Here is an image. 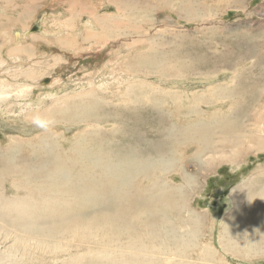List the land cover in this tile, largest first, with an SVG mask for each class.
Returning a JSON list of instances; mask_svg holds the SVG:
<instances>
[{"label": "rangeland", "instance_id": "obj_1", "mask_svg": "<svg viewBox=\"0 0 264 264\" xmlns=\"http://www.w3.org/2000/svg\"><path fill=\"white\" fill-rule=\"evenodd\" d=\"M102 1L106 2L103 7L96 8L97 4ZM54 2L55 0L53 2L49 0H15L11 5H8L6 0L0 2V11L4 12L0 14V17H2L0 18V61L29 63L30 65L25 66V70L28 73H30L29 71L34 70L37 72L38 70V76L42 71H46L45 76L40 81V85H42L43 81L47 79L44 82L46 85L35 88L30 93L32 98L34 97V101L46 96L44 106L49 108L48 115H50V120L53 122V130L51 131H48L49 128L46 130L38 128L32 130L30 132L32 134L23 135L22 139L25 140L16 139L17 137L21 138V123L23 120L27 122L25 118L31 111V107L26 103L27 99L20 101L21 103L16 102V90L14 89L16 87L2 90V93L9 94V98L5 103H1L2 100H0V192L4 193V197L0 200V218L2 219H12L7 206L10 198L15 194L13 180L20 178L21 175L12 174L11 170L6 168V164L20 161L18 155L27 160L36 159L37 156L60 160L62 157L76 156L87 152V150L90 152L98 147L96 141L89 140L90 137L95 136L94 132L97 130H101L103 133L99 136V139L107 143L113 142L115 144L113 146L114 151L122 150V145H116L117 142L110 136L115 132L118 138H123L122 135L124 136V134L121 132L120 122L115 120L106 121L101 127H97L84 124L79 118L74 120L73 116L93 114L95 111L99 113V117H104L116 110H120L125 115L130 112L129 116L135 113L143 117L140 130L144 133L147 132L148 140H152L155 138L152 133L155 121L153 112L157 111L164 115L165 121L170 119L173 125L180 130L186 129L188 126H194L198 130L199 137L202 134L206 138L214 129H221V126L215 123V119L223 116L230 118V104L235 106L238 102L232 103L231 100H225L220 105L217 103L214 107L224 106L223 112L212 107L211 104L215 103L217 98L210 97L211 100L207 101L213 103H204L205 106L203 105L195 111L193 107L191 108L190 103L193 97H189L188 92L185 93V88L190 91L199 89L194 94L197 96L206 92L209 94L210 86L215 89L231 87L239 90L241 84L246 85L248 81L259 79V72L252 68V61L257 62V57L252 56L243 61L241 59L254 47H258L260 52L264 54V0H150L146 4L135 7L127 0H73L72 2L70 0H60L59 5ZM15 4L18 7L14 8ZM118 6H120V9ZM6 9L8 10L6 11ZM70 12L76 13L73 22L75 27L78 23L83 26L91 14L102 18L101 21L106 22L108 27V29L104 28L106 29L105 35L108 38L100 37L102 38L100 43H102L101 46H106L102 49L84 51L94 45V42L90 39L86 43L82 41L77 43V41L74 44L67 40L66 45L59 46V43H57L58 36L56 38L54 36V31L58 27L51 20L54 16L59 20H65ZM61 13L63 14L60 19L57 15ZM120 14L127 18H121ZM32 24H43L45 25L44 28L49 25L51 35L46 33L48 28L39 33L30 32ZM128 25L133 28H127ZM28 28H30L29 31H26ZM96 29L93 30L103 36V31L99 28ZM16 30L21 31V33L26 31L24 34H28L26 37L24 36L26 47L21 48L19 52L14 51L17 54L9 52L6 48ZM3 31L6 34L1 35ZM67 36L73 38L70 35ZM85 37L88 36L85 35ZM108 39L109 43L107 42ZM34 41H36L35 44H33ZM71 44L75 46L73 49L82 50L81 54L83 56H73L72 51H67L66 49L69 47L72 48ZM121 47L123 50L120 54L112 52L118 51ZM37 58H39L42 69L39 67L33 68L37 63ZM47 58L51 60L62 59V61L59 62L57 67L52 68L46 62ZM22 80L23 78L17 75H8L4 81L18 85L24 84ZM105 80H107L108 87L102 89L101 86H97L96 92L86 94L94 81L95 85H100L101 82H106ZM58 87L62 89H58ZM263 90L264 86L260 84L257 91L261 92ZM56 91H58L59 96L48 97ZM174 92L181 95L180 99L185 98L184 100L187 101L185 105H181L180 100L176 103V99H173L174 96L172 95ZM177 104L180 105L181 110H179ZM177 110L182 113L180 119L173 118ZM201 110L206 112L203 111V114ZM207 112L208 114H205ZM209 114L212 115L209 116ZM193 116L194 118H191ZM18 117L22 118V121ZM120 120L122 121V119ZM121 123L124 124L123 121ZM126 123L132 125L133 122L129 119ZM42 124L46 125L45 123ZM180 149L187 172L198 174L199 178L200 187L197 190H192L189 206L198 215H203L206 220V226H201L203 228L199 234L200 246L182 247L183 253L192 259V264H264L263 252L247 256L241 254L243 252L240 255H237L236 252L226 254L223 252V248L220 247L224 225L228 227L233 235L262 226L264 204L259 205L258 203L256 206L255 203L242 204L240 200L239 202L233 200L234 197L231 195L244 186L250 188L247 191L245 190L248 194L259 192L258 189L264 188V149H253L246 152L247 149L244 148L241 155L239 153L237 155L236 151H232V154L234 153L236 156L231 162H217L212 168L204 167V172L200 168L202 166L200 160L193 157L198 145L192 143ZM45 150L48 154H45ZM224 155L226 156L223 153L217 158ZM84 163L80 164L74 159L69 165L61 164V170L64 171L68 167L72 171L71 173L76 176L83 173L84 168H89L86 170L87 173L90 172V168L99 172L102 170L100 169L101 166H104L101 163L97 165ZM87 173H83L78 180V183L82 185V190L74 196H68L73 198V204L67 203L66 205L63 203L62 196L56 197L57 199L54 198L50 201L53 206L50 207L52 209H48L49 216H46L47 214L42 212L43 210H36L35 212H38L37 219L45 216L47 221L52 220L54 224L65 226L68 223H78L81 218L87 217L85 215H88V217L96 215L102 208H106L105 212L107 213H115L116 211H111L108 206L100 207L97 197L93 198L94 194L87 196L83 192L93 191L95 180L103 181V183L113 181L117 178L116 174L105 173L102 178H94L86 175ZM173 175L175 178L177 177L175 182L182 185L181 174L174 172ZM70 177V179L73 178ZM149 183L150 181L144 182L145 185H149ZM229 184H233V192L231 191L228 196L221 200L227 206L220 218L218 209L209 207V204L213 202L215 190L217 188L222 189L223 186ZM19 188L22 195L31 196L22 200L23 202L20 203L22 208L25 207V204L28 207L30 202L34 200H36V203L41 200L48 201L49 196L43 192L46 198L40 196L41 191L36 190L35 183H31L30 180L21 182ZM106 188L100 187L104 190ZM98 194L103 195V192H98ZM238 194H240L241 200H245L248 196L246 193L238 192ZM76 201L81 203L77 204ZM140 202L142 203V201ZM138 208H140V205ZM135 210L130 209L127 212L132 213ZM174 214L180 222L189 220L187 212H175ZM78 228L79 226H75V224L70 226L67 235L72 236L74 230ZM1 229L0 252H6L7 264H73L72 259L74 261L80 260L81 255L84 256V262L86 260L90 262L94 258V254L78 250L77 247L68 248V253L59 251L50 254L46 252L47 250L38 249L36 252L33 251L34 254L31 252L21 256L19 253L12 252L10 249L13 245L12 240L4 239V233L8 229L12 232L23 230L29 234L30 231L20 224L16 225L14 229L8 226ZM52 233L56 235L57 232L54 230ZM262 234L264 240V231ZM66 242L71 245L80 243L79 240L76 241L73 238L67 239ZM249 245L252 246V243ZM149 246H153V243H150ZM247 248L249 247L247 246ZM160 249L165 251V247H160ZM181 249L178 246V251ZM176 251L170 252L174 255ZM156 260L160 262L164 260V262H161L163 264H177L176 259L170 260V257L167 256L164 259Z\"/></svg>", "mask_w": 264, "mask_h": 264}, {"label": "bare ground", "instance_id": "obj_2", "mask_svg": "<svg viewBox=\"0 0 264 264\" xmlns=\"http://www.w3.org/2000/svg\"><path fill=\"white\" fill-rule=\"evenodd\" d=\"M1 1L5 0H0V2ZM6 1L8 5H11L13 1L15 2V0ZM49 1L53 2L54 0ZM70 1L72 2L73 0ZM127 1L129 3L131 2V4H133V6L135 7L139 6L140 4H146L150 0H141L142 3L139 2V0ZM55 2L58 4V2L60 3V0H55ZM105 3V1H102L100 4H97L96 8L99 9L103 7V4ZM16 6L17 5L15 4L14 8H16ZM118 8L120 9V6H118ZM7 10L8 9H6V11ZM2 13L4 12L0 11V14ZM62 14L63 13L57 15V17L61 19ZM69 14L70 15L67 16L68 18L65 20H59L55 16V18L53 17V20H51L55 22L56 26L58 27V29L54 31V36L55 38L56 36H58L57 43H59V46L66 45L67 40L74 44L77 41V43H79V41L86 43L89 42V39L90 41L94 42V45L90 46V49L86 48L84 51L95 50L99 48L102 49L106 46H101L102 43H100L103 37L106 39L108 38V36L105 35L106 29H104H108V27L106 22L101 21L103 20L102 18L97 17L95 14H91L90 17H88V20L83 24V26L82 24L78 23L75 27L73 22L76 13L70 12ZM121 16V18H127L124 15ZM107 22L110 23L109 21ZM42 26L43 30L49 27L48 25L44 28L45 25L43 24ZM96 28H99L103 31V36L93 30H97ZM127 28L133 27L128 25ZM29 29L30 28L26 29V31H29ZM24 33H21V31L18 32L17 30L13 33V35L11 36V42L6 46L9 52L17 54L14 51L19 52L21 48L24 49V46L26 44L24 39L28 35ZM46 33H49L48 35H51V33L49 32V28L48 32ZM4 34L6 33L3 31L1 35ZM66 34L72 36L73 38H70ZM85 35H87L88 37L86 38ZM35 42L36 41H34L33 44H35ZM107 42L109 43V39L107 40ZM73 44H71L72 48L69 47L66 50L70 52L72 51L71 54L73 56H83L81 54L82 50L78 48L73 49L75 48ZM128 49L130 48L128 47ZM122 50L123 48L121 47L118 51L112 52L120 54ZM252 56L257 57V62L252 61V68L253 70L259 72V79H257L256 81H248L246 85L241 84L239 86V90L233 89L231 87L215 89L214 87L212 88L210 86V89L208 90V92H210L209 94L207 92L200 95L197 93L199 96H196L194 94L199 89L190 91L185 88V93L188 92V94L190 95L189 97H193L190 103L191 108L193 107V110L195 111H197L198 108H201L203 105L205 106L204 103H213L207 101L211 100V98H217V101L211 104L212 107L216 106L217 103L219 105L221 103H224L225 100H231L232 103L238 102V104L236 103L235 106L229 103L231 105L229 113L230 118L223 116L215 119V123L219 124V126H221V129H214L212 133H210V135L206 138H204L202 134L199 137V134L197 133L198 130L195 129L194 126H188L186 127V129L180 130L178 127H175L173 125L170 119L168 121H165L164 115H162L161 112L156 111L155 113L153 112L155 121L154 128L152 127V133L155 135V138L152 140H148L147 132L144 133L140 130L143 122V117L141 115H136L134 113L133 115L129 116L130 112L125 115L120 110H116L111 112V114L105 115L104 117H99V113L95 111L93 112V114H87L84 116L75 115L72 118L74 120L79 118L84 124L97 127H101L103 124H105L106 121L115 120L116 122H120L121 132L125 137L122 135V139L118 138L115 132L110 136L115 139V141L117 142H115L116 145H122V150L114 151L113 146L115 144H113V142L107 143L106 141L99 139V136L103 135V133L101 132V130H97L96 132H94L95 136L90 137L89 140L96 141L98 147L96 146L97 148L92 149L90 152L87 150V152L80 153L76 156L62 157L60 160L49 157L42 158L40 156H37L36 159L32 158L30 160H27L18 155L17 157L20 159V161L6 164V168L10 169L12 174H20L21 177L13 180L15 194L10 198V201L8 202L9 205L7 206V208L10 210L12 219L7 220L0 218V234L2 232V227L7 228L8 226L14 229V227L18 224L25 226L30 231V234L23 230L21 232H12L9 229L5 231L4 239L12 240L13 245L10 248L12 252L19 253L21 256H25L26 254H30L31 252L33 253V251L36 252L38 249H42L44 251L47 250L46 252H49L50 254L57 253L59 251H61V253H68V248L77 247L76 249L78 250L87 251L88 254H94V258L91 259L90 262L87 260L84 262V256L81 255L80 260L74 261V259H72L74 261H72L73 264H81L82 262L84 264H151L152 262V264H163L161 262H164V260L160 262L156 259H164V257L166 256L170 257V260L173 258L176 259L177 264H192V259H190L188 255L184 254V250L181 248H191L198 245L200 246L199 234L200 230H202L203 228L201 226H206V220L204 219L203 215H198V213L194 212L189 206L192 197V190H197V188L200 187L198 182L199 178L198 174H191L187 172L188 170L182 160V151L180 148H183V146L190 145L192 143L198 145V149L193 154V157L200 160L199 162L202 165L200 167L201 170L205 169L204 167L212 168L217 162H231V160L236 156V154H232V151H236L237 155L238 153L241 155L244 151V148L247 149L246 152L253 149H264V90L261 92L257 91V87L260 84L264 86V63H261L264 62V54L260 52L258 47H254L250 51H248V54L241 60H246V58ZM36 61L37 66L34 65L33 68L35 69L36 67H39L40 69H42L39 58H37ZM60 61H62V59H46V62L50 64L52 68L57 67ZM22 62L17 61L9 63L7 61H0L1 103H5L9 98V94L2 93V90L9 87H16L14 88L16 90V102L27 99L26 103H28L31 107V111L26 115L25 118L27 122L23 120V122L21 123V138L17 136V138L12 137L19 140H25L22 139L23 135L32 134L30 132L38 128H41L43 130L49 128L48 131L53 130V122L50 120V115H48L49 108L44 106V99H46V96H42L41 98H38V100L34 101V97L32 98L30 93L33 89H37L46 85L44 82L47 81V79H45L43 81V84L40 85V81L42 77L45 76L46 71H42V75L40 74V76H38V70L37 72H35L32 69L33 71H29L31 73L30 74L25 70V66H28L30 64H24ZM8 75H17L20 78H23L22 81L24 82V84L13 85L11 82L4 81L6 76ZM105 81L106 82H101L100 85H95L94 81V84L89 87L86 94H93L94 92H96L97 86H101L102 89L108 87L107 80ZM50 87L54 88L56 86ZM58 89L62 88L58 87ZM172 95L174 96L173 99H176V103L178 100H180L181 105H185V103L187 102L186 100H184L185 98L180 99L181 95L177 94V92L172 93ZM57 96H59L58 91L51 93L48 97ZM173 102H175V100H173ZM207 105L206 107H208ZM177 106L179 110H181L180 105L177 104ZM215 108H217L218 111L224 110V106L214 107V109ZM214 109L212 110V112L214 111ZM203 111L206 112L205 110ZM205 114H208V112ZM181 115L182 113L177 110L173 118L180 119L179 117ZM210 115L212 114H209V116ZM117 117L118 119H116ZM191 118H194V116ZM18 119L22 121V118L18 117ZM120 119H122L124 124L121 123L122 121ZM129 119H131V122H133L132 125L126 123ZM157 120L158 122L156 123ZM42 123H45L46 125ZM223 153L226 154V156L224 155L217 158ZM45 154H48L46 150ZM74 159L77 160L80 164L84 162V164L89 165H97L100 163L104 164V166H101V168L99 167L100 169H102L99 172L90 168V172L87 173L86 170L89 168L83 169V173H87L86 175L93 176L94 178H102L103 174L105 173H110L112 175L116 174L117 178L115 180L107 181L104 183L103 181L101 182L95 180L96 183L95 187L92 188L93 191L87 190L83 192V194L87 196L94 194L93 198L97 197L100 207L108 206L111 211L115 210L116 212L107 213L105 212L106 208H102V210H100L96 215H92L90 217H88V215H85L87 217L81 218V221L79 220L78 223H68L65 226L61 224H54L52 223V220L47 221L45 216L41 219H37L36 215L38 214V212H35L36 210H43L42 212H46V216H49L48 209H52L50 207L53 206L50 204V201L54 198L57 199L56 197L62 196L63 203H65L66 205L67 203H74L73 198L68 196H74L78 191L82 190V185L78 183V180L81 178L83 173H79L75 176L71 173L72 171L68 167H66L64 171L61 170V164L69 165L74 161ZM211 168L209 169L211 170ZM174 172L181 174L183 180L182 185L175 182V179L177 177L175 178V176L173 175ZM70 176H72L73 178L70 179ZM29 180L31 181V183H35L36 190L41 191L40 196L46 198L43 195L44 193L49 196V198L48 201L41 200L38 203H36V200H34L30 202L28 207L25 204V207L22 208V206L20 205V203L23 202L22 200L31 196L22 195L19 186L21 182ZM145 181H150L151 184L149 183V185H145ZM88 186L89 184L87 185V187ZM100 187L107 188L106 190H104L100 189ZM249 189L247 188V186H244L243 188L241 187L239 191H235L234 193H232L231 196L234 197L233 200L238 202L240 200L242 204L246 205H250V203H255V206L258 203L259 205L264 204V188L258 189L259 192L251 194L245 192V190L247 191ZM59 191L60 193H58ZM98 192H103V195L98 194ZM238 192L242 194L246 193L248 194V196L245 200H241L240 194H238ZM3 197L4 193L0 192V200ZM140 201H142V203ZM76 203L80 204L81 202L76 201ZM139 205L140 208H138ZM141 205H143V207H141ZM130 209L136 210L132 213H128L127 211ZM175 212H187L189 220L180 222L176 214H174ZM262 222V226L260 225L261 227H257L253 230H246L245 232H240L236 235H233L228 227L224 225L222 237L220 240V247L223 248V252H225L226 254L236 252L237 255H240V253L243 252L241 254H246V256L259 254L262 252L264 254V240L262 238V232L264 231V220H262ZM74 224L75 226H79V228L74 230L72 236H68L67 232L70 231L68 228L70 226H73ZM54 230H56L57 232L55 233L56 235H53L52 233ZM70 238H73L76 241L79 240L80 243L78 245H71L69 242H66V240ZM150 243H153V246H149ZM250 243H252V246L249 245ZM178 246L181 249L180 251H178ZM247 246L249 248H247ZM160 247H165V251L161 250ZM174 250L177 251L176 253H174V255H172L171 252H173ZM158 253H160L161 255H159ZM6 259V252L1 251L0 264H5Z\"/></svg>", "mask_w": 264, "mask_h": 264}, {"label": "flooded vegetation", "instance_id": "obj_3", "mask_svg": "<svg viewBox=\"0 0 264 264\" xmlns=\"http://www.w3.org/2000/svg\"><path fill=\"white\" fill-rule=\"evenodd\" d=\"M229 188H230V190L228 192H226V190L229 189ZM232 189H233V184L225 185V186L222 187V189L217 188L215 190V192L213 193V202L211 204H209V207L217 208L218 209V212L221 211L222 214H223L224 209L227 206V204L226 203H222L221 200L224 197L228 196V194L232 191ZM219 191H222V193H224V195L223 196H220V197H218V199H216L215 198V194L217 192H219ZM221 197H223V198H221Z\"/></svg>", "mask_w": 264, "mask_h": 264}, {"label": "water", "instance_id": "obj_4", "mask_svg": "<svg viewBox=\"0 0 264 264\" xmlns=\"http://www.w3.org/2000/svg\"><path fill=\"white\" fill-rule=\"evenodd\" d=\"M42 30H43L42 24H35V25L32 26L30 32H40ZM229 190H230V188L227 189L226 192H228ZM223 195H224V193H222V191H219V192H217L215 194V198L218 199V197L223 196ZM221 216H222V212L220 211L219 212V217L221 218Z\"/></svg>", "mask_w": 264, "mask_h": 264}]
</instances>
